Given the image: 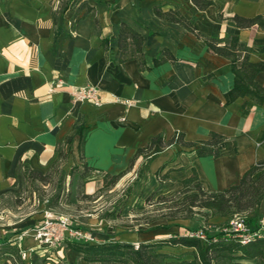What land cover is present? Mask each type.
<instances>
[{
	"label": "crops",
	"instance_id": "obj_1",
	"mask_svg": "<svg viewBox=\"0 0 264 264\" xmlns=\"http://www.w3.org/2000/svg\"><path fill=\"white\" fill-rule=\"evenodd\" d=\"M81 1L93 10L84 14L82 9L75 16V5L53 21L51 12L59 0H0V237L6 236L7 241L22 243L23 247L34 243L32 237L24 235L21 241L18 237L33 227L26 218L3 219L1 200L27 193L32 185L25 188L19 171L46 173L59 149L67 153L59 170L71 174V167L81 164L79 136L74 134L79 127L85 135L83 162L92 168L85 177L83 192L92 198L102 188L103 176L125 171L137 148L156 134L169 139L181 131L189 141L206 139L211 131L227 137L219 144L218 157L196 156L194 149L176 145L154 146L135 159L131 168L145 159L154 172L164 166L162 173L167 172L170 179L163 184L179 189L192 168L206 189L220 190L238 183L245 170L264 158V103L237 98L225 105L224 93L233 83L229 61L209 53L194 34L153 12L156 4L163 10L176 7L187 19L194 17V26L208 35L237 34L249 45L261 47L264 29H239L229 18L234 14L264 15V0H213L214 4L203 11L190 0ZM120 22L142 34L150 70L140 71L135 60L123 64L115 61ZM103 38L108 39L107 44L102 43ZM162 48L169 49L178 60L153 67L152 58L160 56ZM250 58L264 60V53L253 52ZM256 80L264 84V71ZM81 84L98 87L103 104L97 107L74 101L71 86ZM114 97L132 103L126 105ZM70 135L71 142L65 144ZM49 184L38 183L43 188ZM29 193L27 199L34 191ZM99 211L95 208L79 221L98 231L92 243L133 244L179 232L165 233L161 228L119 232L112 226L104 227L106 222L99 218ZM251 215L264 223V203ZM64 247L62 263L87 264L76 251ZM23 263L46 264L38 259L37 252ZM253 263L239 260L235 264Z\"/></svg>",
	"mask_w": 264,
	"mask_h": 264
},
{
	"label": "trees",
	"instance_id": "obj_2",
	"mask_svg": "<svg viewBox=\"0 0 264 264\" xmlns=\"http://www.w3.org/2000/svg\"><path fill=\"white\" fill-rule=\"evenodd\" d=\"M192 5L199 11L213 5V0H190ZM76 5L75 16L85 9L84 14L93 10L86 2L81 0H59V5L52 10L53 21L59 14ZM154 14L161 20L179 24L187 31L194 34L206 45L209 53L221 56L229 61V68L233 74L232 86L224 93L225 105L230 104L237 98H249L257 104L264 103V84L256 80L258 73L264 71V60L252 61L250 56L253 52L264 53V46L254 47L241 40L237 34L225 33L222 36L208 35L194 26L195 18L187 19L176 7L163 10L162 6H153ZM218 18H222L217 13ZM239 29L256 26L264 29V15L243 16L234 14L229 18ZM98 30V20L94 19V31ZM116 53L115 61L123 64L135 60L140 71L150 70L146 64L143 52V36L126 22H120L115 36ZM108 39L103 38L102 43L107 44ZM160 56L152 58V66L157 67L166 62L174 63L178 60L169 49L162 48ZM74 134L79 136L78 151L81 164L72 166L70 173L77 171L81 195L91 199L90 195L83 192L85 177L92 170L83 162V146L85 135L83 128L79 127ZM227 139L217 132L211 131L206 139L189 141L181 131H176L172 137L166 139L163 134H156L142 147L137 148L134 156L130 159L127 169L115 175L105 174L101 190H106L115 185L128 171L135 159L150 152L154 146L167 147L180 145L184 148L194 149L196 156L211 155L220 156L219 144ZM72 135L67 136L65 144H69ZM197 145L202 147L195 149ZM67 158V153L62 149L58 151L57 159L52 163L46 173L39 170L28 169L19 171V175L25 185L35 183L49 184L54 175L59 177L60 164ZM164 166H160L156 174L160 181L169 180V174L165 172L160 176ZM182 187L177 192L179 201L176 205L185 217L195 213L204 215L205 226L210 230L202 232L205 236L203 241L198 237H184L180 234L170 235L168 238L156 239L148 242L124 243L119 241H103L99 243L68 240L67 246L77 252L78 258L87 264H235L239 260L254 261L253 264H264V235L252 236L244 240L240 233L234 232L231 220L241 219L249 232H254L260 227L257 216L251 214L264 203V158L257 160L251 167L245 170L238 183L232 184L220 190L206 189L194 168L191 174L184 178ZM161 201L166 200L160 196ZM219 217L220 222L212 223L211 218ZM190 248L187 252H173L164 247ZM16 246L9 241L0 239V264H24L19 258ZM190 255V258H185ZM64 264V263H58Z\"/></svg>",
	"mask_w": 264,
	"mask_h": 264
},
{
	"label": "rangeland",
	"instance_id": "obj_3",
	"mask_svg": "<svg viewBox=\"0 0 264 264\" xmlns=\"http://www.w3.org/2000/svg\"><path fill=\"white\" fill-rule=\"evenodd\" d=\"M178 152L180 151L178 150ZM152 169L148 159L142 160L124 174L115 185L106 190L99 189L95 197L91 199L82 197L77 171L68 175V172L63 171V168H61V174H63L61 178L57 173L46 188L35 183L29 187L30 189L25 194L17 195V197L9 195L3 197L1 200L3 219L10 221L20 217L26 218L33 227L31 230H25V233L18 237V240L21 241L24 235L31 236L34 242L32 245L23 247L22 243L19 245L13 240L9 242L18 246V255L23 262H29L30 255L37 252L38 259H42L43 263L58 264L48 262L49 257L62 263L64 246L68 244V240L83 241L86 237L89 238L88 242L96 240L94 232L98 231L94 230L95 227L82 226L79 223L86 216L85 214L91 213L95 208L100 209L99 218L106 222L104 227L112 226L114 229H119V232L161 228L165 233L169 230H176L179 231L177 233L179 234L183 231L206 232L210 230L205 226L202 213L198 212L190 217H185L183 213L179 212L180 209L176 205L179 201L177 198L179 188H175V185L163 184V181L159 180L156 172ZM162 172L160 176L164 174ZM31 191H34V195L27 199ZM160 196L165 197L166 200L161 201ZM16 205H19L20 208H17ZM46 213L53 217L60 214L67 216L69 219L68 228L80 232L81 237L86 236L84 239L78 240L70 235L67 237L68 240L55 241L52 244H48L41 238H36L35 230L43 225V221L47 218ZM219 221L216 218L210 219L212 223ZM7 238L6 236L0 237L5 241ZM164 249L173 252H187L185 247L181 246L164 247ZM23 252L25 256L22 255ZM58 252H61V255Z\"/></svg>",
	"mask_w": 264,
	"mask_h": 264
},
{
	"label": "built area",
	"instance_id": "obj_4",
	"mask_svg": "<svg viewBox=\"0 0 264 264\" xmlns=\"http://www.w3.org/2000/svg\"><path fill=\"white\" fill-rule=\"evenodd\" d=\"M70 96L74 101L89 102L97 107L103 104V98L100 90L98 87L90 84L72 85L70 89ZM114 100L123 102L126 105L132 103L131 100L119 97H114ZM46 214L47 218L43 221V225L35 230L36 238H41L48 242V244H52L55 241L68 240L67 237H70V235H73L78 240H81L82 238L84 239L86 236L84 235V237H81L80 232L68 228L69 219L67 216L60 214L53 217L50 216L49 213ZM230 224L232 225L233 231L240 233L244 240H247L252 236L264 235V223H262V221H260V227L254 232H249L247 226L241 219L231 220ZM179 234L184 237H198L202 239L201 241L205 239L202 232L183 231ZM83 241H89V238L86 237ZM22 255L25 256V253L23 252ZM48 262L59 263L58 260L51 257L48 258Z\"/></svg>",
	"mask_w": 264,
	"mask_h": 264
}]
</instances>
